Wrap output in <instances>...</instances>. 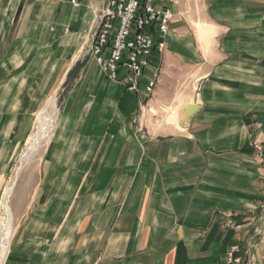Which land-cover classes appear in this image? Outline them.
Listing matches in <instances>:
<instances>
[{"label":"crops","instance_id":"0c3cea01","mask_svg":"<svg viewBox=\"0 0 264 264\" xmlns=\"http://www.w3.org/2000/svg\"><path fill=\"white\" fill-rule=\"evenodd\" d=\"M99 3L0 0V214L35 116L64 93L2 264H222L233 246L264 264V0H177L150 96L86 55Z\"/></svg>","mask_w":264,"mask_h":264},{"label":"built area","instance_id":"2783aa9c","mask_svg":"<svg viewBox=\"0 0 264 264\" xmlns=\"http://www.w3.org/2000/svg\"><path fill=\"white\" fill-rule=\"evenodd\" d=\"M84 0H70L73 8ZM177 0H100L95 10V27L85 51L92 56L111 81L139 92L142 79L144 95L150 96L159 82V72L146 75L154 51L164 52L166 37L173 22L172 7ZM258 157L264 159L261 143L254 145ZM239 248L231 247L222 264H241Z\"/></svg>","mask_w":264,"mask_h":264},{"label":"bare ground","instance_id":"6f19581e","mask_svg":"<svg viewBox=\"0 0 264 264\" xmlns=\"http://www.w3.org/2000/svg\"><path fill=\"white\" fill-rule=\"evenodd\" d=\"M54 103L55 98H51L46 103L41 113L38 115L36 121V130L33 134L32 140L27 146L25 153H23L24 155L21 157L20 166L16 170V173L14 174L10 185L3 195L1 201L2 218L0 222V264H2L9 249L13 231V215L9 205L10 196L13 193V189L21 168L33 159L37 152V149L42 147L48 141L51 135L57 117V109Z\"/></svg>","mask_w":264,"mask_h":264},{"label":"rangeland","instance_id":"374dc122","mask_svg":"<svg viewBox=\"0 0 264 264\" xmlns=\"http://www.w3.org/2000/svg\"><path fill=\"white\" fill-rule=\"evenodd\" d=\"M194 2L197 4V10L199 9V5H198V3H199V0H194ZM63 95H64V93H62L61 91L59 92V93H57L53 98H55V103H54V105H55V107H56V109H57V111H56V122H55V126H54V128H53V130H52V132H51V136H50V139H49V141L51 140V137H52V135H53V133H54V131H55V129L57 128V125H58V123H59V120H60V117H61V108H62V103H63V100H62V97H63ZM50 100V99H49ZM48 100V101H49ZM42 111V110H41ZM50 111V110H49ZM41 113V112H40ZM39 113V114H40ZM38 114V115H39ZM38 115H36L35 116V123H34V125H33V129H32V131H31V134L29 135V138H28V140H27V142L23 145V147L19 150V152H18V156L16 157V159H15V162H14V164H13V167H12V170H11V172H10V174H9V180H8V184H7V186H6V188H5V190L7 189V187L10 185V182L12 181V179H13V176H14V174L16 173V170L19 168V166H20V161H21V157L24 155L23 153H25V150H26V148H27V146L29 145V143L31 142V140H32V137H33V134H34V132H35V130H36V121H37V117H38ZM32 136V137H31ZM31 138V139H30ZM49 141L48 142H46L42 147H40V148H38L37 149V152H36V154H35V156L33 157V159L30 161V162H28L27 164H25L22 168H21V170H20V172H19V175H18V178H17V180H16V183H15V186H14V189H13V193H12V195L10 196V200H12V198H14L15 197V195L18 193V192H20V191H22V189H23V187H27V188H32L33 186H34V184H35V181L37 180V174H38V171H39V168H40V159H41V157H42V155L44 154V152H45V149H46V147H47V145H48V143H49ZM46 145V146H45ZM264 148V147H263ZM257 156H258V154H257ZM5 190H4V192H3V194L5 193ZM3 197V196H2ZM1 201H2V199H1ZM1 218H2V209H1V214H0V222H1ZM14 222V221H13ZM12 230L14 231V223H13V225H12ZM13 231H12V234H13Z\"/></svg>","mask_w":264,"mask_h":264},{"label":"water","instance_id":"95a60500","mask_svg":"<svg viewBox=\"0 0 264 264\" xmlns=\"http://www.w3.org/2000/svg\"><path fill=\"white\" fill-rule=\"evenodd\" d=\"M197 109H198L197 105H185V106H182V108L180 110V121L188 119L192 115V113L195 112ZM259 122L262 124L263 130H264V117L261 118L259 120Z\"/></svg>","mask_w":264,"mask_h":264}]
</instances>
